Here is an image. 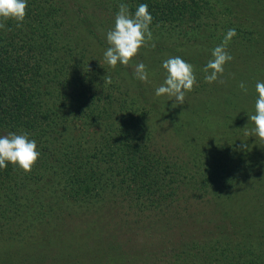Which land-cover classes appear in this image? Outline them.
Wrapping results in <instances>:
<instances>
[{"label": "rangeland", "instance_id": "1", "mask_svg": "<svg viewBox=\"0 0 264 264\" xmlns=\"http://www.w3.org/2000/svg\"><path fill=\"white\" fill-rule=\"evenodd\" d=\"M46 1L50 8L52 2L57 9L54 15L59 22L60 37L56 44H69L70 52L83 59L85 65H106L112 76L118 72L126 82L132 77L130 86L134 93L143 91L144 97L137 103L151 107L154 112L147 124L153 134L150 139L158 141L157 149L177 160L184 174H189L185 173L189 170L190 175L199 178L197 172H200V179H207L216 170L210 167L220 161L218 178L225 176L228 185L216 183L214 188L236 197L219 199L212 195V200L204 197V202L197 197L192 199L193 203L181 202V197L175 198V202L168 198L160 204L158 217L151 219L133 214L124 198H113L106 207L60 200L53 206L66 211L53 224V230L37 228L25 239L15 241L0 238V264H6V257H14L16 253L25 257L46 254L54 264H161L183 241L198 238L208 250L212 240L201 238L220 234L224 244L227 241L231 245L228 251L231 261L264 264V142L255 135L246 136L244 129L247 126L251 131L255 127L249 115L255 113L256 84L264 82V0H195L191 6H184L189 0H173L172 7L177 9L173 8L172 19L160 26L152 21L153 41L149 46L142 48L128 66L118 63L115 68L104 60V52L109 47L106 33L114 27L116 16L108 6L110 0ZM181 7L185 10L179 15ZM228 8L231 10L227 11ZM81 17H88L89 23H84ZM223 27L237 32L227 45L234 59L225 66L221 77L224 83L208 84L202 70L212 59V50L224 40L227 31ZM211 28L218 31L212 34ZM175 56L192 64L197 76L194 89L186 94L184 104L177 107H173L176 102L169 97L155 94L166 76L163 61ZM138 62L147 66V83L134 76ZM241 82L247 88L246 93L239 87ZM82 132L76 131L77 139L93 143L92 137L99 129L92 125L87 135ZM144 141L141 139L140 145ZM244 143L247 148L242 147ZM179 169H171L176 172V178ZM173 187L174 191L181 188L180 194H186L184 199L193 194L183 183H175ZM191 207L196 210L198 227L182 223L189 218L187 208L190 211ZM166 211L169 214H163ZM175 213L180 218H175ZM158 231L163 237H156ZM234 236L245 243L237 245L233 242ZM227 261L223 259V264Z\"/></svg>", "mask_w": 264, "mask_h": 264}, {"label": "trees", "instance_id": "2", "mask_svg": "<svg viewBox=\"0 0 264 264\" xmlns=\"http://www.w3.org/2000/svg\"><path fill=\"white\" fill-rule=\"evenodd\" d=\"M121 3L133 13L139 4H147L153 23L159 26L170 21L173 8L177 9L172 7L173 0H110L108 6L117 14ZM55 8L52 2L50 8L46 0H28L22 26L17 27L14 20L0 21L6 25L0 29V136L27 132L40 152L30 173L10 163L0 168V238L15 241L25 239L37 228L53 230V224L66 211L53 206L60 200L103 206L113 198H124L133 214L151 219L158 217L160 204L168 198L181 197L179 201L193 203L197 197L204 202V197L210 201L212 195L219 199L235 196L214 188L216 183L228 185L225 176L218 178L220 161L210 167L216 170L207 179H200V172L199 178L190 175L189 170L184 174L177 160L157 149L158 141L150 139L153 134L147 124L154 112L137 103L143 91L134 93L132 77L126 82L118 72L112 76L106 65H85L83 59L70 52L69 44H56L60 36ZM179 9L180 15L185 7ZM81 18L89 23L88 17ZM61 21L65 22L62 16ZM211 30L212 34L218 31ZM106 75L111 76V84L104 82ZM92 125L99 129L92 137L93 143L78 140L76 131L87 135ZM143 138L146 141L142 146L139 141ZM168 169H179V177ZM195 178L196 182L190 184ZM175 183L189 186L187 191L193 193L186 197L189 200L182 198L186 194H180L181 188L174 191ZM199 183L201 187H197ZM123 186L127 188L119 191ZM193 210L187 208L189 218L182 223L198 227ZM175 218H180L177 213ZM155 235L163 237L159 231ZM213 236L201 238L212 240L208 250L198 238L183 241L161 264H223V259L228 260L226 264H236L228 252L231 245ZM232 238L237 245L245 243ZM33 256L16 253L6 257V264H54L46 254Z\"/></svg>", "mask_w": 264, "mask_h": 264}, {"label": "clouds", "instance_id": "3", "mask_svg": "<svg viewBox=\"0 0 264 264\" xmlns=\"http://www.w3.org/2000/svg\"><path fill=\"white\" fill-rule=\"evenodd\" d=\"M27 7L28 0H0V21L14 20L17 27L22 26L27 15ZM152 21L153 17L147 4H139L133 13L127 4L121 3L115 16L114 27L106 33L109 47L104 52L105 63L113 68L118 63L128 66L140 50L148 47L149 42L153 41V34L150 30ZM5 27V23L0 22V29ZM236 35L234 28L229 29L223 42L212 50V59L202 70L206 83H224L221 77L225 73V66L234 59L227 51V45ZM151 47L153 49L156 47L154 42L151 43ZM162 67L166 71V76L163 83L156 88V96H167L170 100H174L176 103L173 107L183 105L186 94L191 92L197 84L194 66L181 57L175 56L164 60ZM134 76L142 82L149 81V72L143 62L135 64ZM103 79L106 84L112 83L110 75H106ZM239 87L245 93L247 92L243 82ZM256 92L258 99L255 102V113L249 115L255 127L251 131L247 129V126L244 129L246 136L255 135L261 142H264V82H257ZM242 147L247 148L248 145L244 143ZM39 159L40 152L37 149V143L29 138L27 132L20 134L10 132L0 136V168H6L10 163L30 173Z\"/></svg>", "mask_w": 264, "mask_h": 264}]
</instances>
